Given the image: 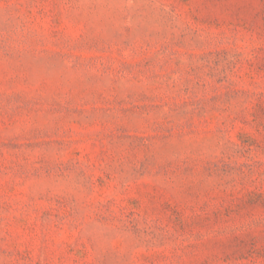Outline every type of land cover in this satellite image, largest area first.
<instances>
[{"label": "rangeland", "instance_id": "obj_1", "mask_svg": "<svg viewBox=\"0 0 264 264\" xmlns=\"http://www.w3.org/2000/svg\"><path fill=\"white\" fill-rule=\"evenodd\" d=\"M0 264H264V0H0Z\"/></svg>", "mask_w": 264, "mask_h": 264}]
</instances>
